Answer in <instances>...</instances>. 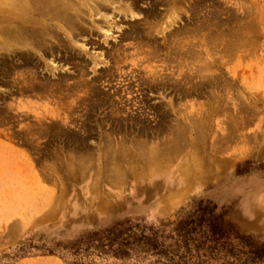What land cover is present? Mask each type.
Wrapping results in <instances>:
<instances>
[{"label":"rangeland","instance_id":"obj_1","mask_svg":"<svg viewBox=\"0 0 264 264\" xmlns=\"http://www.w3.org/2000/svg\"><path fill=\"white\" fill-rule=\"evenodd\" d=\"M81 1L0 49V264H176L210 224L203 264H264V0Z\"/></svg>","mask_w":264,"mask_h":264},{"label":"bare ground","instance_id":"obj_2","mask_svg":"<svg viewBox=\"0 0 264 264\" xmlns=\"http://www.w3.org/2000/svg\"><path fill=\"white\" fill-rule=\"evenodd\" d=\"M110 4L115 9L116 3ZM0 5V21L6 25L0 27V49L13 53L19 48L44 52L49 37L59 40L57 29L66 30L70 41L74 40L81 35L76 32L90 18L91 9L81 0H28L24 4L20 0H0ZM95 16L101 13L97 11ZM25 59L32 64L29 57Z\"/></svg>","mask_w":264,"mask_h":264},{"label":"trees","instance_id":"obj_3","mask_svg":"<svg viewBox=\"0 0 264 264\" xmlns=\"http://www.w3.org/2000/svg\"><path fill=\"white\" fill-rule=\"evenodd\" d=\"M210 226L211 229L209 230V235H203L196 245L192 244L195 242V230L188 231L181 229L179 231L182 248L176 249V264H203L206 262L205 259L212 257L220 248L226 249L230 243V237H228L226 233L216 225L210 224ZM232 253V251H228L227 256L230 254L232 255ZM164 254L167 253L164 252ZM251 254L255 256V259L261 258L260 253L256 250ZM218 258L219 256L216 259ZM219 259L222 261L221 264H225V258L221 257Z\"/></svg>","mask_w":264,"mask_h":264}]
</instances>
